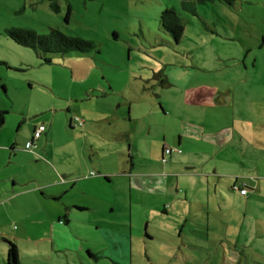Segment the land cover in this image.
Segmentation results:
<instances>
[{"label":"rangeland","instance_id":"1","mask_svg":"<svg viewBox=\"0 0 264 264\" xmlns=\"http://www.w3.org/2000/svg\"><path fill=\"white\" fill-rule=\"evenodd\" d=\"M54 3L0 0V264L10 243L21 264H264V0ZM168 9L185 25L180 42L162 27ZM14 28L96 48L42 55L10 39ZM166 147L185 154L164 164ZM180 160L224 179L229 218L214 230L205 174L188 184L193 203L174 199ZM56 220L78 249H56ZM241 228L236 250L218 241Z\"/></svg>","mask_w":264,"mask_h":264},{"label":"crops","instance_id":"2","mask_svg":"<svg viewBox=\"0 0 264 264\" xmlns=\"http://www.w3.org/2000/svg\"><path fill=\"white\" fill-rule=\"evenodd\" d=\"M42 135H41V137L39 139L42 138ZM36 142H37V140H35V145H36ZM166 148H171L172 149V147H166ZM166 148L164 149L163 158L166 157L168 159V156L173 158L175 155H184L185 154L184 152L178 153L176 150H181V149L173 147V149H172L173 150V154L172 155H166L165 154ZM26 149H27V146H26ZM167 163H164V164H167ZM173 168H174V170L172 171L173 173H171L172 174L171 177L173 178L172 182H175L176 195L174 196V199H176L177 201L183 202L184 200L181 199V194H180L181 192H183L185 194V203L186 202H192V201L189 200L190 188H189L188 184H190L192 181L193 182L199 181V185L202 184V181H203L204 177L195 175L194 172H196V173L199 172V173L205 174L203 172H205L204 170L206 169V165L201 164V163H197V164L185 163L184 161L180 160V161H178V163H176V164L174 163L173 164ZM215 169H216L215 175L217 176V174H218L217 173V169H218L217 166H215ZM205 175H206L205 179L207 181L206 184L210 188L213 189V193L208 196V203L206 204V207L203 210L204 211V216L207 218L208 228L211 231V230H214V228L211 227V219H214V220L220 219V220L226 221L227 218H229V214H227L229 211H227L223 207V205H225L226 201H227L226 200L227 199L226 198V194L224 192V189H225V187H224L225 186L224 179H222L219 176L211 178L210 175H207V174H205ZM146 176L149 179H151V180L152 179L153 180L157 179V180H155L156 182L160 181V179L162 178L160 183H162V185L164 187H166L165 191L170 190L172 188L171 187L172 186L171 183L167 184L166 181H168V180H166V178H168V176L165 175V174H164V176L161 175V174H159V175H149V174H147ZM262 179H264V177ZM150 184L152 185L153 183H150ZM247 188L248 187L241 186L239 184V181H237L235 183V185H234V190H237V191H240V189H247ZM255 193L257 195L261 196L262 198H264V184H263L262 181L259 182L257 190H256ZM253 195L254 194H252V196H251L250 192H248L247 195L241 194V197H243V199L246 197V200H248V203H250V201L253 198ZM51 196H52V198L54 200H61L62 197H63V195L59 196V195H55V194H52ZM73 204H75L76 208L81 210V211L90 210V206L87 205V204L80 203V202H75ZM192 215L194 216L195 214L192 213ZM62 218H63V216L60 217V221L64 220L65 224H67V225L70 224V220L68 219V217H65L64 219H62ZM56 222H57V220L55 221V223L52 224L53 240H54V244H55L56 249L64 250L66 248L65 246H68L67 244H69V243L75 245L76 248L78 249V242L76 240H74L73 238L65 235L63 229L59 231V228H62V226L57 224ZM232 234L231 233H227V232L221 233L217 237V239H218V241H221V242H228L233 247V249L236 250L239 247L240 238H241V235L243 234L242 233V228L240 229V232L237 231V230L236 231L234 230ZM235 235H236V237H235ZM260 238L264 239V234L263 235L260 234ZM60 242H62V243H60ZM14 244H16V243H14ZM19 251H20V249H19Z\"/></svg>","mask_w":264,"mask_h":264},{"label":"trees","instance_id":"3","mask_svg":"<svg viewBox=\"0 0 264 264\" xmlns=\"http://www.w3.org/2000/svg\"><path fill=\"white\" fill-rule=\"evenodd\" d=\"M55 2L53 7L59 11L58 0H49ZM191 4L196 2L198 4H206L208 2L221 1L224 4L233 7L238 2L246 0H185ZM161 24L165 31L170 33L175 41L180 42L185 33V25L181 17L177 14L174 9L166 10L161 17ZM10 39L14 40L18 44L32 48L36 53L46 55V54H60L66 55L71 52H82L89 53L92 52L96 47L91 41L85 40L80 37L68 36L62 33L59 29H52L50 35L41 36L37 32L24 29V28H14L10 29L8 32ZM48 63L51 62L49 58H45ZM7 112L0 110V127L3 126L6 120ZM38 130L35 132L37 133ZM35 139V137H34ZM33 139L32 142L35 140ZM170 149V148H166ZM172 150V149H171ZM93 256V254H91ZM8 264H21L20 261V251L19 247L10 243L9 249V259Z\"/></svg>","mask_w":264,"mask_h":264},{"label":"built area","instance_id":"4","mask_svg":"<svg viewBox=\"0 0 264 264\" xmlns=\"http://www.w3.org/2000/svg\"><path fill=\"white\" fill-rule=\"evenodd\" d=\"M44 131H45V128H44V127L40 128V129L38 130V132L35 134V139H34V140H38V139L41 137V135L43 134ZM35 146H36V145H35V141H34V142H31V143H28V145H27V149H28V150H32V149L35 148ZM176 151H177L178 153H182L181 150H176ZM165 153H166V155H172L173 150H171V149H167ZM163 162H164V163H167V162H168V159H167V158H164ZM240 192H241V194H243V195H247V194H248L247 189H240Z\"/></svg>","mask_w":264,"mask_h":264},{"label":"flooded vegetation","instance_id":"5","mask_svg":"<svg viewBox=\"0 0 264 264\" xmlns=\"http://www.w3.org/2000/svg\"><path fill=\"white\" fill-rule=\"evenodd\" d=\"M165 152H166V150H165ZM166 154V153H165ZM173 154V153H172ZM164 158H166V157H164Z\"/></svg>","mask_w":264,"mask_h":264}]
</instances>
